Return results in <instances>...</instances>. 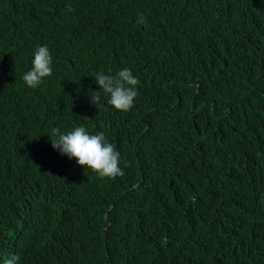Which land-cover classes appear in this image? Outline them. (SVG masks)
Returning a JSON list of instances; mask_svg holds the SVG:
<instances>
[{
    "label": "trees",
    "instance_id": "16d2710c",
    "mask_svg": "<svg viewBox=\"0 0 264 264\" xmlns=\"http://www.w3.org/2000/svg\"><path fill=\"white\" fill-rule=\"evenodd\" d=\"M42 45L52 75L32 89ZM123 68L133 108H97L95 75ZM78 126L116 146L123 176L52 148V127ZM10 255L264 264V0H0V264Z\"/></svg>",
    "mask_w": 264,
    "mask_h": 264
},
{
    "label": "clouds",
    "instance_id": "9594fccd",
    "mask_svg": "<svg viewBox=\"0 0 264 264\" xmlns=\"http://www.w3.org/2000/svg\"><path fill=\"white\" fill-rule=\"evenodd\" d=\"M67 11H72L69 5ZM137 25L147 26L146 18L138 14ZM53 58L47 45L37 47L33 53L31 68L22 76L24 84L32 89L39 87L45 78L52 75ZM101 91L89 89L90 102L97 108L102 106V97H106L108 106L115 110L130 111L138 95L139 80L129 68L118 70L115 74L99 72L94 77ZM53 149L69 159H75L81 167L91 169L100 179H115L123 176L120 167L121 157L116 146L107 141L103 132L90 135L84 126L74 127L64 132L52 127L48 135ZM18 255L3 258L2 264H19Z\"/></svg>",
    "mask_w": 264,
    "mask_h": 264
}]
</instances>
